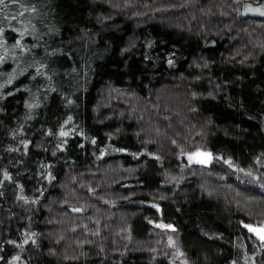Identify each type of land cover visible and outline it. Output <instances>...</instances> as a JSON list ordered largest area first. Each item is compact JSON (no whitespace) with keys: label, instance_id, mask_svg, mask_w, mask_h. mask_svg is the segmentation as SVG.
Here are the masks:
<instances>
[{"label":"trees","instance_id":"16d2710c","mask_svg":"<svg viewBox=\"0 0 264 264\" xmlns=\"http://www.w3.org/2000/svg\"><path fill=\"white\" fill-rule=\"evenodd\" d=\"M249 6L264 0L0 12V264H264L245 227L264 228V15Z\"/></svg>","mask_w":264,"mask_h":264},{"label":"rangeland","instance_id":"374dc122","mask_svg":"<svg viewBox=\"0 0 264 264\" xmlns=\"http://www.w3.org/2000/svg\"><path fill=\"white\" fill-rule=\"evenodd\" d=\"M203 141H204V138L203 137H201L200 139H197L196 140L197 147H195L194 150H191V152L185 151L188 154V161L189 162H192V164L195 163L196 166H202V165L206 164V163H200V162H198L199 160L208 159V154L205 153ZM228 178L229 177H225V179L223 180V181L226 182V183H224L225 185L227 183L230 184L232 182L231 180H228ZM239 180L240 181H245V178L242 177L241 179L239 178ZM219 186H221V185H219ZM215 188H216V190H217L216 192L218 194H221L222 193L221 187H219L220 190H218L219 189L218 187H215ZM160 240H164V242L167 241L169 244H171L170 245V249L172 250L173 256H175V258H176V262H179L180 263L181 261H183V256H182V253L180 251V246H179V242H178V236L175 233H173V234L167 233V236L165 234H162V237H161Z\"/></svg>","mask_w":264,"mask_h":264},{"label":"snow or ice","instance_id":"6c2138e0","mask_svg":"<svg viewBox=\"0 0 264 264\" xmlns=\"http://www.w3.org/2000/svg\"><path fill=\"white\" fill-rule=\"evenodd\" d=\"M9 3L11 4H18V0H0V12H3L4 9H6L9 6ZM250 10H254V11H259L261 15H264V8H258V9H251V7L249 6ZM33 12L36 11L35 8L32 9ZM20 15L22 16L23 13H20ZM11 20H15L17 19V17L12 16L10 17ZM21 23H23V21H21ZM9 27H11V25H9ZM17 31H19V29H16ZM5 32V29L3 27H0V36H2ZM17 47H21L23 48L24 46L22 44L17 43L16 45ZM27 50V49H25ZM172 61L169 60V64H171ZM12 81L9 80V83H11ZM49 134H51V130L49 129ZM60 135L61 136H67L68 133L63 131V129H61L60 131ZM28 143H31L30 141ZM93 143H95V141H93ZM119 151H125V149H119ZM194 155V154H193ZM191 158V157H190ZM198 162L200 163H209L208 159H202L199 160ZM230 162V161H229ZM5 176L10 180L11 179V175L8 174L7 172H5ZM262 187H264V185H261ZM162 227H172L171 225H161ZM245 227H248L249 229H251L252 232H254L257 236L260 237V240L262 242H264V228H256L253 227L252 225H245ZM25 243H27V240H25ZM14 259H19V257H14ZM233 264H235V261H233Z\"/></svg>","mask_w":264,"mask_h":264},{"label":"water","instance_id":"95a60500","mask_svg":"<svg viewBox=\"0 0 264 264\" xmlns=\"http://www.w3.org/2000/svg\"><path fill=\"white\" fill-rule=\"evenodd\" d=\"M254 234H255V233H254ZM255 236H256V237H259V236H257L256 234H255ZM259 238H260V237H259Z\"/></svg>","mask_w":264,"mask_h":264}]
</instances>
